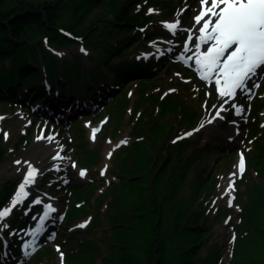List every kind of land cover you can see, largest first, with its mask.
I'll use <instances>...</instances> for the list:
<instances>
[{"label": "rangeland", "instance_id": "rangeland-1", "mask_svg": "<svg viewBox=\"0 0 264 264\" xmlns=\"http://www.w3.org/2000/svg\"><path fill=\"white\" fill-rule=\"evenodd\" d=\"M122 1L110 0L101 8L95 9L83 28H87L95 16L108 15V19L109 11L115 12L113 8L117 4H122ZM150 9L154 11L150 12ZM200 9V0H141L137 4L135 13H139L138 17L144 22V26H134L133 30L117 36L115 41L111 40L116 42L123 36L138 34V31L145 33L142 35L141 45L133 43L130 48L121 52L123 54L113 58V63L117 65L124 61H138L142 64L138 71L144 70L143 73L137 74V78H129L126 84L118 85L117 80L113 79L116 76L113 72L109 80L101 79L99 84L92 82L95 78L89 76V69L92 72L96 68L106 72L108 70L105 65L98 66L96 58H92L103 51L87 45L84 38L61 48L48 45L43 39L42 44L36 45L40 52L38 56L40 63L34 59V51L30 48L32 44H28V47L24 49L26 61L22 64L27 61L35 63L44 71L43 75H48L47 70L51 71L57 64L60 79L64 80L68 77L74 84L72 86L71 83L69 86L67 82L65 92L61 90L50 94L52 89L49 86L48 89L45 88V91L40 90L39 94L44 98L39 96L40 102L31 103L28 100L25 103L23 94H17L18 97L15 100L0 98L1 102H4L0 103V117H3L0 119V137L6 148L0 158V191L6 181L11 180L14 183L13 190L2 206L10 205L14 198L19 184L23 181L26 163L37 164L41 171L37 183L30 187L31 198L15 209L17 216L25 217L27 220L25 226H21V232H18L17 242L20 240L22 242L14 249L15 251L11 250L10 246L14 240V230L11 229L14 217L0 221V264H34L36 254L49 245L55 251L52 255L42 257V262L39 264H61L62 251L59 245H62L64 250L70 247L74 251H80V247L84 245L86 246L85 254H82L86 257L85 264H107L106 260L114 252L113 238H111L114 225L111 224L110 213H107L108 210L117 206L113 187L119 185L120 188L123 180L136 177L135 179L143 180L146 185L153 188L160 170V164L156 162L158 154L156 151L159 154L164 153L161 144L166 148L167 145L172 144V155L168 159L170 164L163 182L166 183L169 178H172L173 170L174 173L175 169L176 172L178 171L175 173L177 194L171 208L179 207L180 210L190 213V216L198 215L197 219L200 216L202 218L200 226L206 223V227L201 230L206 232L201 233L203 240L195 248L197 253L194 264H230L232 260V264L238 262L239 264H264V233L261 235L262 252L258 250V247L252 246L254 241L251 238L258 235V229L262 228L260 226L264 228V218L257 215L255 219L253 217L255 213L252 211L245 213L246 203L244 202L248 199L246 190L251 187L253 180L260 185L264 183L260 171L258 172L250 162V155L254 151L258 153L261 150L259 146H256L257 139L263 141L264 137L262 134L264 131L262 126L264 125V72L258 71L257 75L248 81L250 91L238 90L235 99L221 100L216 87L209 92V85H215V83L201 79L198 66L195 64L196 38L199 35L200 25L195 23L194 17ZM177 19L180 21L179 27L172 32L166 25ZM103 25H100L98 32L103 31ZM189 36L192 37L191 40L188 39ZM186 45L189 51H185ZM204 49L206 47L201 45V50ZM50 53H53L57 59H52ZM174 57L183 59L182 63L189 64L197 74L182 63L170 64ZM162 60L165 61L164 64L149 73L148 67L151 63L159 64ZM12 64V59L0 60V74L3 71L6 73V67H12ZM145 65L148 67L146 68ZM84 78L91 84V94H88L85 89ZM144 83L149 87L142 94L139 88ZM255 84H259V87H254ZM41 86L46 87L43 82ZM112 88L118 91L109 98L107 94ZM0 94L10 96L9 92L2 90ZM119 94L125 99L118 102L120 106L116 105L113 109L112 106L117 99L115 97ZM155 94L158 96L157 99ZM37 95L38 92L35 96ZM94 95L103 102L96 100ZM166 97L175 98V102L167 111H165L166 108L164 110L163 107L160 108V101ZM51 102H54L55 106L64 102L57 114L53 115V112L46 107ZM174 105H177L176 111H172V114L168 113ZM232 105L243 108L244 111L237 115ZM255 105L259 109L258 117L253 114ZM221 107L225 111H221L220 117H217L216 113ZM122 110H124L122 117L117 118V114ZM160 110L161 113L158 114ZM194 112L196 120L190 123ZM155 116L156 119L153 118L150 123L154 126L153 130L158 125L165 126V130L158 133L154 131V135L160 137V142H157V138L150 130L143 129L147 125L146 120ZM108 117L111 118L109 122H107ZM139 117H141L140 121L137 120ZM256 120L262 133H258L259 136H254L255 139L248 142L247 123ZM235 128H237L236 131ZM93 130H96L97 138L95 139L90 137ZM234 131L236 138L233 136L227 141L229 133ZM5 132L8 133L7 139L4 136ZM188 133L191 135H187ZM22 136L26 137V140L17 147L15 142ZM40 136H44L45 139H37ZM155 142L158 144L155 145ZM140 143L147 144L154 158L147 171L132 176L123 168L134 170L135 164L126 161L123 155L127 148L131 146L136 148ZM44 144L51 146V149L45 148ZM241 154L246 157L243 174L238 171V160ZM57 156L60 159H54ZM168 160L164 159L163 163L166 164ZM16 161L20 163L17 164ZM81 169L88 171L83 177L79 175ZM47 173H51V181L43 185ZM233 173L236 175L233 176ZM230 180L234 183V191L226 194ZM73 185L79 190L77 199L71 191L69 192ZM94 188L95 194L91 196L89 192ZM36 200H40L41 203H35ZM52 200L58 204V214L53 218V225L55 226L56 223V226H53L50 232L37 237L35 243L33 242L35 247H29L28 254H25V251H22V243L34 230L31 227L35 217L43 210L44 203ZM88 200L93 203L92 208L88 206ZM82 207L90 211H79L78 217L71 223L69 220L66 223L63 222L66 211L70 213L72 210H82ZM33 210L35 215L32 214ZM97 214L100 215L101 221L94 226ZM243 214L252 217L250 222L249 218L245 217L247 230H240V225L244 223ZM4 224L8 226L5 228ZM34 225L36 226L37 223ZM33 243L30 242V244ZM213 245H217V248ZM242 245H246V253L249 251L250 254L242 253ZM58 248L59 251H57ZM177 248V244L170 245L168 257L173 255ZM213 254L214 258L210 260L208 257ZM142 256L145 258L143 252L139 254V257ZM171 263L173 264L174 261ZM63 264H65L64 256Z\"/></svg>", "mask_w": 264, "mask_h": 264}, {"label": "trees", "instance_id": "trees-1", "mask_svg": "<svg viewBox=\"0 0 264 264\" xmlns=\"http://www.w3.org/2000/svg\"><path fill=\"white\" fill-rule=\"evenodd\" d=\"M109 1L110 0H0V60H13L12 67H6L7 72L4 73L2 70L3 72L0 74V91L9 92L10 97L6 94H0V98L15 100L18 92L22 89L24 81L29 87L30 98L28 99H32L37 92L38 95L37 97L35 96V100L39 96H42L39 94V91L43 89L45 91L46 88L45 86H41V83L45 79L43 75L44 71L40 69L38 65H35V63L29 61L25 64L22 63L26 61L23 51L28 47V44H32L30 48L34 51L35 61L38 62L40 52H38L36 45L42 44L43 39L46 40L47 44L61 48L79 42L80 39L84 38L87 41V45H91L94 49L102 50L103 53L93 56L92 58H96L98 66L105 65L108 72L99 68H96L94 72L89 69V76H92L93 79L95 78L92 82L96 84H99L101 79L109 80L113 73L116 75L113 79L117 80L118 85L122 83L126 84L125 82L128 81L129 78H137V74L143 73L142 71H138L142 67V64L138 61H124L117 65L113 63V58L116 55L123 54L121 52L124 49L127 50L130 48L133 43L141 45V38L145 33L138 31V34L123 36L116 42L111 41L113 39L115 41L116 37L120 34L133 30L134 26H144V22L138 17L139 13H135V8L141 0H123L122 4H117L116 7L113 8L115 12L109 11L110 15L108 19V15L95 16L91 19V24L87 26V28H83V25L88 21L93 11L101 8ZM102 24H104L103 31L98 32ZM64 31L69 32L72 37L64 33ZM49 55L52 56V59H57L53 53ZM164 62V60L159 64L152 62L151 66L148 67L149 73H152L154 68L156 69L158 66L163 65ZM38 63H40V61ZM48 73L52 83L63 92L67 90V82L69 86L71 83L72 86L74 84L68 77L64 80L60 79L57 64H55ZM84 81L87 93L91 94L92 89L90 87V82L87 81L86 78H84ZM147 87L149 86L145 83L140 86L139 89H141L140 91L142 94ZM117 91L118 90L111 89L107 97L109 96L110 98L115 95ZM95 96L96 95H94V97ZM172 96L178 97L176 95ZM115 98L117 99L114 102L115 105L112 106L113 109L116 108V105L120 106L118 102L125 99L124 96L120 97V94L116 95ZM155 98H158L157 94H155ZM174 102L175 98L166 97L164 100L160 101V108L163 107V110L166 108L165 111H167ZM0 103L4 102L0 100ZM150 103L156 105L154 102ZM138 107L139 106H137V108ZM176 108L177 105H174L172 110L168 113L172 114V111H176ZM258 110L259 109H257L255 105L253 114L257 115V117ZM123 112L124 110L120 111L117 114V118H121ZM160 113L161 110L158 114ZM153 118L156 119V116L146 120L147 125L144 126L143 129L150 130L153 136L157 138V142H160V137L154 135V131L158 133V131L165 130V126L163 125V127H160L158 125L153 130L154 126L150 124ZM140 119L141 117L137 120L140 121ZM194 120H196L195 112L191 116L190 123H194ZM249 130L251 138L257 136L258 133H262L256 121L249 123ZM262 134H264V131ZM25 140L26 137L22 136L15 142L16 146H20ZM157 142H155V145L158 144ZM256 143V146H259L261 150L258 153L255 151L252 154L250 153V162L258 172L260 171L259 173L264 178V137L263 141L257 139ZM171 147L172 144L167 145V148L161 144L164 153L159 154V152L156 151V153H158L156 162L160 164V170L154 181L153 188L146 185V182H143V180L135 179L136 177L123 180L120 184V188L118 187L119 185L113 187L117 206L108 210L107 213H110L112 219L111 224L114 225L112 228L113 235L111 236V238H113L112 244L114 252L106 260L107 264H172L171 261H174L173 264L195 263V255L197 253L195 248L197 244L203 240L201 238V233L206 232L201 230L206 227V223L200 226V222L202 221L200 216L197 219L198 215L190 216V213L180 210L179 207L174 209L171 208L177 194L175 191L177 186V175L175 173L178 171L176 172L175 169L174 173L172 169V178H169L166 183L163 182L165 172L170 164L168 159H170L172 155ZM5 149V143L0 137V158H2ZM166 155L167 158H165ZM123 158L135 164L134 170L123 168L124 171L130 172L133 176L147 171L154 156L147 144L140 143L137 144L136 148L132 146L127 148L124 151ZM164 159L168 160L166 164L163 163ZM180 173H182V171H180ZM47 176H50V174L48 173ZM45 180L48 181L49 179ZM46 181L44 184L47 183ZM13 188V181L8 180L5 182L3 189L0 191V206L5 203V200ZM246 191L248 193V199L244 201L246 203L245 213L246 211H252L255 213L253 216L255 219L257 215L264 218V183L260 185L253 180L251 187H248ZM71 192L77 199L79 190L75 185L71 187ZM89 193L91 196H94L95 188ZM101 203L102 201L99 206ZM88 206L90 208L94 206L90 200H88ZM82 208V210L78 209V211L72 210L68 214L70 223L74 218L78 217L79 211H90V209H86V207ZM166 213H168V218H166ZM243 216L244 223L240 225V230H247L245 229L247 225H245V217L247 216H245V214H243ZM247 218H249L250 222L252 217ZM100 221V215L97 214L94 219V226L99 224ZM23 223V218L17 216L13 221L15 225L14 228H19ZM260 227L262 228L258 229V235L252 236L251 238L254 241L252 246L258 247V250L262 252L260 247L263 246L261 235L264 233V228L263 226ZM173 244H177L179 250L177 248L175 253L168 257L169 246ZM17 247L16 245L14 248ZM213 247L217 248V245H213ZM80 248V251H74L73 248L70 247H68L67 250L63 249L66 264H85L86 257L82 253L85 254L86 246L84 247L83 245ZM246 251V245H242V253L244 255L247 253L250 254L249 251L247 253ZM53 252L54 249L50 245L47 246L36 254L33 263L39 264V262H42V257L52 255ZM142 252L145 258L144 256L139 257V254ZM213 256L214 254L208 258L211 260ZM232 262L233 260L230 264H232ZM239 263L240 262L236 264Z\"/></svg>", "mask_w": 264, "mask_h": 264}, {"label": "snow or ice", "instance_id": "snow-or-ice-1", "mask_svg": "<svg viewBox=\"0 0 264 264\" xmlns=\"http://www.w3.org/2000/svg\"><path fill=\"white\" fill-rule=\"evenodd\" d=\"M200 4L201 9L194 17V21L198 25H201L203 21L196 43L195 64L198 66L201 79L215 83L221 100L235 99L238 90L250 91L248 81L256 76L258 71L264 72V0H210V2L209 0H200ZM149 11L154 10L150 9ZM205 17L208 18L205 19ZM179 24L180 21L177 19L173 23H168L166 27L175 32ZM188 39L191 40L192 37L189 36ZM201 45L209 46L201 50ZM185 51H189L187 45ZM254 87L258 88L259 84H255ZM232 107H235L237 115L244 111L243 108L235 105ZM221 111H225V109L221 107L220 111L216 113L217 117H220ZM95 132L96 130H93V139ZM187 135H191V133ZM4 136L7 139L8 133L5 132ZM37 139H45V137L40 136ZM122 143H127V141H122ZM54 159H60V157L57 156ZM16 163L19 164L20 161H16ZM238 171L240 174L245 171L243 154L238 160ZM36 175L37 169L30 165L10 202V206H0V221L7 218L17 205L23 203L28 196L26 187L35 182ZM79 175L83 177L86 172L81 170ZM232 175L235 176L236 173ZM231 191H234V183L230 180L226 194ZM35 203L40 204L41 201L36 200ZM47 208L55 211L51 205H48ZM47 215L48 212L45 211V216ZM7 226V224L3 225L5 228ZM29 247L34 248L35 244H25V254H28ZM60 259L63 264V253L60 254Z\"/></svg>", "mask_w": 264, "mask_h": 264}, {"label": "bare ground", "instance_id": "bare-ground-1", "mask_svg": "<svg viewBox=\"0 0 264 264\" xmlns=\"http://www.w3.org/2000/svg\"><path fill=\"white\" fill-rule=\"evenodd\" d=\"M207 18H208V17H205V19H207ZM202 23H203V21L201 22V25H202ZM201 25L199 26V28L201 27ZM198 33H199V29H198ZM208 46H209V45H203V47H206V48H207ZM145 67L147 68L148 65H145ZM143 71H144V70H143ZM143 71H142V72H143ZM25 85H26V84L23 83V84H22V87H24ZM248 88L250 89L249 84H248ZM1 95H2V94H1ZM226 99L229 100V99H231V98H226ZM235 127H236V126H235ZM236 129H237V128H235V131H236ZM235 131L232 132V133H229L230 136L227 137V141H229L230 139H232L233 136H234V137L236 136V135H235ZM221 135H222V133H221ZM229 137H230V138H229ZM235 138H236V137H235ZM44 146H45V148H47V149H51V146L49 147V146H46L45 144H44ZM28 164H29V162L26 163V165H25V169L27 168V165H28ZM25 169H24V170H25ZM24 173H25V171H24ZM26 191H27V192H29V191L31 192V188H30V187H26ZM53 212H56V210L53 211ZM57 214H58V213H56V215H57ZM56 215H55V216H56ZM48 217H52V215H48ZM55 225H56V223H55ZM14 226H15V225L13 224L12 227H14ZM33 235H34V237H35L36 234H35V233L30 234L29 237H31V236H33ZM29 240H30V239H29ZM34 243H35V242H34Z\"/></svg>", "mask_w": 264, "mask_h": 264}]
</instances>
